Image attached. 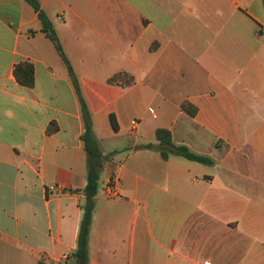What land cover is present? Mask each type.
I'll return each mask as SVG.
<instances>
[{
    "label": "crops",
    "instance_id": "crops-1",
    "mask_svg": "<svg viewBox=\"0 0 264 264\" xmlns=\"http://www.w3.org/2000/svg\"><path fill=\"white\" fill-rule=\"evenodd\" d=\"M37 1L105 157L90 264H264V0ZM25 62L33 88L15 77ZM119 73L135 83L110 84ZM160 129L212 164L164 159ZM84 132L75 85L38 14L25 0H0V264H74ZM113 174L119 195L109 198Z\"/></svg>",
    "mask_w": 264,
    "mask_h": 264
},
{
    "label": "trees",
    "instance_id": "trees-1",
    "mask_svg": "<svg viewBox=\"0 0 264 264\" xmlns=\"http://www.w3.org/2000/svg\"><path fill=\"white\" fill-rule=\"evenodd\" d=\"M30 4L35 12L38 14L39 20L42 24V32L55 44L58 52L62 56L64 62L67 65L73 84L75 85L79 100L81 103V109L84 119L85 132L82 136L84 147L87 155V184L83 190L85 195V203L83 205V219L81 221L79 234L77 238V248L71 255V259L74 264H90L89 258V238L91 232V226L93 221V215L96 206V197L100 189L101 175L104 168V160L99 142L93 132L92 115L88 109L85 99L82 95L79 81L66 58L63 49L60 45L56 31L53 27L51 20L47 17L37 0H25ZM15 77L17 82L27 88H33L35 85V69L33 64L25 62L16 66ZM110 84H115L123 87L132 86L135 83V78L128 73H119L109 79ZM183 110L190 116L196 115V109L189 103L183 105ZM113 126L117 129L116 123L113 121ZM57 130V127L53 124L48 133L51 134ZM157 138L160 142V151L164 159H167L170 154H176L184 157L188 160L199 162L202 164H212V159L207 156L197 154L185 145H175L172 141L171 133L168 130L160 129L157 131Z\"/></svg>",
    "mask_w": 264,
    "mask_h": 264
},
{
    "label": "built area",
    "instance_id": "built-area-1",
    "mask_svg": "<svg viewBox=\"0 0 264 264\" xmlns=\"http://www.w3.org/2000/svg\"><path fill=\"white\" fill-rule=\"evenodd\" d=\"M131 135L136 138L139 136V122L133 120L131 122ZM119 178L116 174H113L104 183V192L109 198H114L119 195Z\"/></svg>",
    "mask_w": 264,
    "mask_h": 264
},
{
    "label": "rangeland",
    "instance_id": "rangeland-1",
    "mask_svg": "<svg viewBox=\"0 0 264 264\" xmlns=\"http://www.w3.org/2000/svg\"><path fill=\"white\" fill-rule=\"evenodd\" d=\"M102 176V179H101V181H100V186L102 185V183H103V178H105V177H103V174L101 175Z\"/></svg>",
    "mask_w": 264,
    "mask_h": 264
}]
</instances>
